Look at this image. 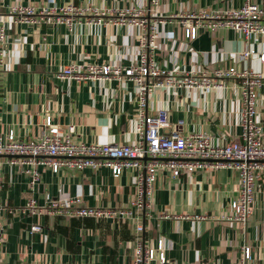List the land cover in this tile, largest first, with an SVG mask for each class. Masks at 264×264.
I'll return each mask as SVG.
<instances>
[{
    "label": "crops",
    "instance_id": "crops-1",
    "mask_svg": "<svg viewBox=\"0 0 264 264\" xmlns=\"http://www.w3.org/2000/svg\"><path fill=\"white\" fill-rule=\"evenodd\" d=\"M245 0H160L157 15L145 0H0V13L15 4L63 7L75 4L112 10L135 6L156 18L159 65L175 73L212 72L236 66L264 74V36L246 42L232 29L201 28L198 37L184 40L180 14L230 9ZM260 1V0H256ZM115 9V10H114ZM70 29L62 23L13 22L0 44V136L13 132L21 140L37 139L49 115L54 125H75L72 134L85 143H129L138 139L136 87L122 80L78 81L59 74L67 65L122 64L139 60L141 28L122 22L97 24L78 16ZM81 20V21H80ZM174 31L176 39L166 37ZM249 48L255 55L243 57ZM226 87L204 92L197 88H157L148 99L154 113L167 108L169 121L181 133L207 132L220 143L240 136L242 92L234 79ZM257 117L264 127V83L258 90ZM170 133L171 128L163 130ZM0 155L3 179L5 233L3 264H133L136 232L128 218H93L23 211L29 199L38 205L50 199L77 197L82 206L127 208L136 195V170L124 169L114 176L109 166L82 170L39 165L34 187L23 166ZM239 195L235 170L198 169L174 178L160 168L150 214L142 216L141 234L157 246L162 238L165 264H238L249 246L252 264H264V171L255 193L252 217L247 223L229 218L231 202ZM142 215V214H141ZM167 216V217H166ZM42 230L32 232L33 224ZM152 264H158L153 261Z\"/></svg>",
    "mask_w": 264,
    "mask_h": 264
},
{
    "label": "built area",
    "instance_id": "built-area-1",
    "mask_svg": "<svg viewBox=\"0 0 264 264\" xmlns=\"http://www.w3.org/2000/svg\"><path fill=\"white\" fill-rule=\"evenodd\" d=\"M149 10L158 14L160 0H145ZM115 10V9H114ZM112 10L93 6L80 7L66 4L63 7L15 4L9 6L6 16L0 13V44L7 38V27L13 22L26 24L62 23L72 29L78 16L90 14L86 21L97 24L122 22L141 28L139 38V60L132 65L95 64L67 65L60 72L63 78L78 81L122 80L132 82L136 87L137 121L135 130L139 137L134 142L85 143L77 141L72 134L75 125L62 128L54 125L51 116L44 122L42 134L37 139L21 140L13 132L0 136V155L9 156V162L23 166V172L30 177L32 187L40 179L39 165H47L54 172L61 168L82 170L109 166L114 176H120L124 169H134L136 195L127 208H100L82 206L77 197L50 199L45 205H38L35 198L29 199L23 211L33 215L44 213L62 214L72 217L128 218L135 223L136 245L133 264H165V245L162 238L157 246L148 244L141 234L145 230L142 216L150 214L151 201L160 168H167L174 178L182 173L191 174L198 169H218L228 167L236 171L239 182V195L231 202L232 213L229 218L247 223L252 217L255 193L259 178L264 171V127L257 117L258 90L264 83V74L250 69H238L236 66L215 68L211 73L186 71L175 73L159 65L156 48L158 23L156 18L145 16L144 10L128 6L115 10L118 18H111ZM182 29L184 40L192 41L198 37L201 28L215 30L224 27L239 33L246 42L264 36V0H245L236 8L219 9L208 12H184ZM81 21V20H80ZM166 37L176 39L174 31H168ZM256 50L249 48L243 57L255 55ZM4 52L0 49V66ZM264 61V52L260 54ZM234 79L241 85L242 110L239 137L220 143L207 132L181 133L169 121V111L160 108L154 113L148 110L149 96L157 88L166 90L175 88H197L204 92L226 87L225 81ZM171 128L170 133L163 130ZM2 164L0 160V264H3L4 211ZM142 214V215H141ZM167 217V216H166ZM32 232L42 230L41 224H33ZM253 254L249 246L238 264H252ZM30 264V263H20Z\"/></svg>",
    "mask_w": 264,
    "mask_h": 264
},
{
    "label": "rangeland",
    "instance_id": "rangeland-1",
    "mask_svg": "<svg viewBox=\"0 0 264 264\" xmlns=\"http://www.w3.org/2000/svg\"><path fill=\"white\" fill-rule=\"evenodd\" d=\"M142 222V220H140Z\"/></svg>",
    "mask_w": 264,
    "mask_h": 264
}]
</instances>
